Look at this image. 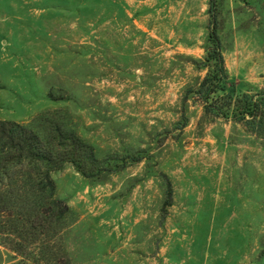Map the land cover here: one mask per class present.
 <instances>
[{
  "label": "rangeland",
  "instance_id": "374dc122",
  "mask_svg": "<svg viewBox=\"0 0 264 264\" xmlns=\"http://www.w3.org/2000/svg\"><path fill=\"white\" fill-rule=\"evenodd\" d=\"M209 1L0 0V120L73 131L104 168L52 173L68 213L1 225L0 264H264V138L196 93ZM220 9L225 87L264 89V0Z\"/></svg>",
  "mask_w": 264,
  "mask_h": 264
},
{
  "label": "trees",
  "instance_id": "16d2710c",
  "mask_svg": "<svg viewBox=\"0 0 264 264\" xmlns=\"http://www.w3.org/2000/svg\"><path fill=\"white\" fill-rule=\"evenodd\" d=\"M220 8L221 0L209 1L208 46L202 65L207 73L196 90L203 101V114L232 120L264 138V89L246 86L247 90L239 92L234 86L225 87L228 77L219 37ZM67 163L82 176H98L104 171L99 168L93 148L73 131L55 127L52 136H45L19 123L0 120V226L20 228L19 233L14 231L20 239L28 224L27 234L40 236L62 220L68 208L55 197L51 174ZM170 201L168 185L165 206ZM5 215L7 220H3Z\"/></svg>",
  "mask_w": 264,
  "mask_h": 264
}]
</instances>
